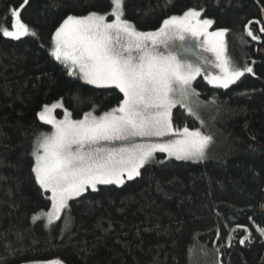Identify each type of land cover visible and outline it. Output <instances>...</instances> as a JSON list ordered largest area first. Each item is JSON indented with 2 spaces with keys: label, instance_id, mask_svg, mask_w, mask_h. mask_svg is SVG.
Returning a JSON list of instances; mask_svg holds the SVG:
<instances>
[{
  "label": "trees",
  "instance_id": "trees-1",
  "mask_svg": "<svg viewBox=\"0 0 264 264\" xmlns=\"http://www.w3.org/2000/svg\"><path fill=\"white\" fill-rule=\"evenodd\" d=\"M22 4L0 0V23L10 24V11L19 9L22 21L38 34L19 41L0 35V264L52 259L63 264H264V235L257 231L264 229V33L259 31L264 0H124V18L141 32L200 11L201 19L213 21L211 29L226 30L232 62L253 64V72L227 89L211 87L202 77L194 80L193 88L210 109L207 130L180 106L172 110L174 127L199 128L212 137L205 159L157 153L140 177L119 187L99 185V191L70 200L51 226L32 219L51 207L49 193L32 172L34 142L53 130L39 120V112L60 101L80 119L88 111L102 114L122 98L118 90L68 76L50 55L51 37L68 15L107 14L112 5L111 0ZM245 25L257 41L247 36ZM56 114L61 117L62 110ZM237 225L248 232L233 231Z\"/></svg>",
  "mask_w": 264,
  "mask_h": 264
},
{
  "label": "snow or ice",
  "instance_id": "snow-or-ice-1",
  "mask_svg": "<svg viewBox=\"0 0 264 264\" xmlns=\"http://www.w3.org/2000/svg\"><path fill=\"white\" fill-rule=\"evenodd\" d=\"M27 4L28 0H23L21 8ZM111 5L107 14L68 15L51 37L50 55L68 76L96 88L118 90L122 98L101 115L88 111L78 120L71 119L67 109L63 120L55 119L52 113L63 107L61 102L44 106L39 119L52 125L54 131L42 133L34 142L32 172L39 187L51 193V207L34 215L33 222L45 218L46 226H51L61 219L70 200L89 189L97 192L99 185L119 187L140 177L141 169L157 152L176 160L205 158L212 137L199 128L174 127L172 119V110L179 105L203 126L193 99L199 93L192 87L201 68L179 59L170 50V40L184 41L189 34L205 37L201 47L215 54L214 66L220 69L219 75H205V79L216 87L227 89L246 72H253L252 67L240 68L232 62L226 55V30L209 32L213 21L201 20L200 11H186L165 19L157 31L141 32L124 18V0H111ZM8 18L10 24L0 23L3 37L19 41L38 36L22 21L20 10H11ZM245 29L253 41L259 39L248 25ZM259 31L264 33V26ZM168 136L175 138L161 142L150 139ZM137 138H148L149 142L138 143ZM237 230L248 232L243 225L233 229ZM257 231L264 235V229ZM246 238L239 242L244 244ZM228 244L231 246L230 240ZM35 264L62 262L52 259Z\"/></svg>",
  "mask_w": 264,
  "mask_h": 264
},
{
  "label": "rangeland",
  "instance_id": "rangeland-1",
  "mask_svg": "<svg viewBox=\"0 0 264 264\" xmlns=\"http://www.w3.org/2000/svg\"><path fill=\"white\" fill-rule=\"evenodd\" d=\"M15 10H19V9H15ZM111 19H112V17L109 16V20H111ZM200 19H201V17H200ZM201 20H203V19H201ZM219 30H221V29H218V30L211 29V26L208 28V31L209 32H215V31H219ZM150 32H153V31H150ZM186 37L189 38V40H186V39L184 41H180V40H170V42H169L170 43V50L175 51L177 53L178 58L181 59L182 61H188V62H191L193 64L198 65L201 68V74L199 76H197V77H202L208 83L207 79H205V75L212 76V75H219L220 74V69L218 67H215L214 66V62L216 61L215 54L213 52H210V51H205L204 48L201 47V45L203 44V42L205 40V37L201 36V37L196 38V37H191L190 34L187 35ZM224 41H225V46H226V38H225V36H224ZM179 43H181V45L183 47H187L186 48L187 50H185V52H187V54L182 55V54H180V53L177 52L179 49H182V48H180L178 46ZM51 47H52V44H51ZM226 49H227V46H226ZM226 55H227V51H226ZM245 66L252 67V69H253V64H244L243 66H237V67L243 68ZM193 82H192V87H193ZM209 85L211 87H216V86H214L212 84H209ZM231 85H233V84H231ZM216 88H220V87H216ZM193 99L198 104V107L196 108V110L198 111V114L200 116V119L203 120V122H204L203 123V126L201 125L200 120H197V119L196 120L198 121V123H199V125H200L201 128L207 130L208 129V127H207V122H208L207 114L209 113L210 109L204 103V101H202L199 97H194ZM57 102H60V101H57ZM54 103H56V102H54ZM54 103L49 104V106L52 105V104H54ZM195 106L196 105H194V107ZM57 110H62V113L63 114H62L61 117H58L57 116V114H56ZM64 110H65L64 107L57 108V109H55L53 111L52 115L55 117L56 120H63L64 119ZM94 115H97V114H94ZM99 115H101V114H99ZM38 117H39V114H38ZM71 119H73V118L71 117ZM73 120H78V119H73ZM41 122H43V121H41ZM52 131H54V129ZM206 135H208V134H206ZM174 138L175 137L168 136V137H163V138L153 137V138H150V139H151V142H161V140L167 141V140H171V139H174ZM137 142L138 143H146V142H149V139L148 138H144V139L137 138ZM208 152H209V147H208V149L206 151L205 158L207 157ZM157 153H160V152H157ZM157 153L154 154V157H155V155ZM163 154H165V156H166L165 158H168L166 153H163ZM205 158H203V159H205ZM172 159H175V158L173 157ZM203 159H201V160H203ZM186 161H199V160H186ZM89 190H91V189H89ZM48 193H49V196H50L51 193L50 192H48ZM49 209L43 210V211L44 212H47ZM40 212L41 211H39L38 213H40ZM40 220L44 221L47 224V221H46L45 218H41ZM39 262H44V261H39ZM28 264H35V262H30Z\"/></svg>",
  "mask_w": 264,
  "mask_h": 264
},
{
  "label": "flooded vegetation",
  "instance_id": "flooded-vegetation-1",
  "mask_svg": "<svg viewBox=\"0 0 264 264\" xmlns=\"http://www.w3.org/2000/svg\"><path fill=\"white\" fill-rule=\"evenodd\" d=\"M186 40H189V38L186 37ZM179 44H180V45H179L180 48L187 50V49H186L187 47H183V46L181 45V43H179ZM189 50H190V49H189Z\"/></svg>",
  "mask_w": 264,
  "mask_h": 264
},
{
  "label": "water",
  "instance_id": "water-1",
  "mask_svg": "<svg viewBox=\"0 0 264 264\" xmlns=\"http://www.w3.org/2000/svg\"><path fill=\"white\" fill-rule=\"evenodd\" d=\"M261 210L263 211V203L260 205Z\"/></svg>",
  "mask_w": 264,
  "mask_h": 264
}]
</instances>
